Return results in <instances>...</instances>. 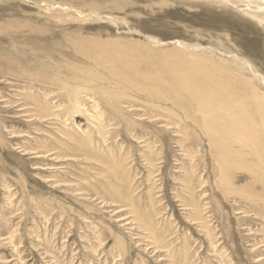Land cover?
<instances>
[{
    "label": "rangeland",
    "instance_id": "rangeland-1",
    "mask_svg": "<svg viewBox=\"0 0 264 264\" xmlns=\"http://www.w3.org/2000/svg\"><path fill=\"white\" fill-rule=\"evenodd\" d=\"M245 9L229 0H0V264H264V206L220 192L217 153L199 124L125 89L135 100L119 111L90 91L72 106L53 80L69 81L72 66L104 75L78 53L80 41L151 59L141 70L153 50L182 44L245 103L251 87L264 104V10ZM242 173L234 187L247 186ZM192 184L202 220L188 205Z\"/></svg>",
    "mask_w": 264,
    "mask_h": 264
},
{
    "label": "bare ground",
    "instance_id": "bare-ground-1",
    "mask_svg": "<svg viewBox=\"0 0 264 264\" xmlns=\"http://www.w3.org/2000/svg\"><path fill=\"white\" fill-rule=\"evenodd\" d=\"M214 1L222 2L226 0ZM229 1L239 7H241V5L246 6L245 11L247 12L264 10V4L262 3L263 0H256L254 2H251V0ZM81 44L82 46L80 47L77 44L78 53L86 59L88 58L89 60H94L98 66L103 68L105 73L104 75H100V73L94 72L95 70H92V68L85 69L79 67L76 69L75 66H72V69H70L72 78H66L69 81H65V78L63 79L62 76H60L62 75L61 73L57 75L53 72L55 75L53 80H55L58 84L60 83V85H63V87L68 90L66 96L72 106L73 104H77L78 100L82 99V94L84 92L90 91L99 94L103 98L105 104L119 111L121 109V104L125 99L135 100V97L127 95L124 89L130 90V94L135 93L136 96L138 94H146L152 102L151 108L154 106L153 108L164 109V112L169 113L171 111H168V108H164L162 103H170L172 107L181 111L186 118H189L193 120L194 123L199 124L202 131L207 134L206 136H208L209 141L213 146L212 150L215 151L214 154L217 153L215 156H217L216 164H218L220 168L218 169V167H216L220 174V192L222 190L226 196L236 194L242 203H249L248 205L250 208L253 207V210H257L261 204L264 206V104L260 101L255 90L251 87L249 88L248 85L245 84L249 88L245 98L250 99V104L245 103L241 99L242 93H240V89H232L230 84L231 82L224 80L223 77L219 76V71H217L211 63L210 65L208 64L209 58L204 57L203 55H196L193 51L190 52L191 49L182 44H180L179 50L172 49L158 52L153 50L152 54L155 57V60L151 61L153 62V65L151 64L149 67H147L148 65L145 66V68L147 67L146 70H141V68H139V65L147 61L145 58L137 59L136 56L132 58L126 51L111 48L110 46H112V44L110 42L87 40L80 41V45ZM148 49L150 50V48ZM148 49L146 50L148 51ZM148 61L147 63H149ZM107 73L108 75H106ZM94 81H96L94 83L96 85H91L90 83ZM113 83H115V85L111 87L110 84L112 85ZM84 86H94V88H90L89 90L85 89ZM242 95L244 97L245 94ZM156 104L159 106H156ZM41 109L42 111L47 112L45 107H42ZM180 116H182V114ZM199 117L202 118V121L201 119L199 120L200 123L196 121ZM176 118L172 119L175 121ZM181 126H183V124ZM180 129L181 128H179V130ZM187 133L189 132L187 131ZM190 138L192 139V135ZM150 143L152 142L150 141L147 145ZM114 170L115 169H113V171ZM238 170L241 173L245 172L248 176L249 182L245 187H234L233 173ZM240 175L238 174V177ZM188 182L192 183V180L189 178ZM196 188L197 187L193 184L189 186L190 195L188 196L187 201L190 202L188 205L193 208L191 212L194 217L198 220H202V210L197 202V197L195 195L196 191L194 192ZM200 191L201 190H199V192ZM228 202L230 201L228 200ZM218 206L220 207V205ZM253 214L255 213L253 212ZM262 215L264 216V212ZM140 220L144 222L146 229L151 232L154 221L152 222V219L150 220V218L145 217L140 218ZM204 223L205 222H203V224ZM157 230L155 231L158 234L160 229L158 231ZM263 244L264 243H262V245Z\"/></svg>",
    "mask_w": 264,
    "mask_h": 264
}]
</instances>
